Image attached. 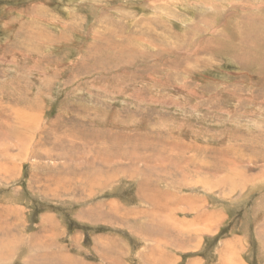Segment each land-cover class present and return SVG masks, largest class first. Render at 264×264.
Wrapping results in <instances>:
<instances>
[{
    "label": "rangeland",
    "instance_id": "374dc122",
    "mask_svg": "<svg viewBox=\"0 0 264 264\" xmlns=\"http://www.w3.org/2000/svg\"><path fill=\"white\" fill-rule=\"evenodd\" d=\"M110 167L198 184L177 264H264V0H0V264H144Z\"/></svg>",
    "mask_w": 264,
    "mask_h": 264
},
{
    "label": "crops",
    "instance_id": "0c3cea01",
    "mask_svg": "<svg viewBox=\"0 0 264 264\" xmlns=\"http://www.w3.org/2000/svg\"><path fill=\"white\" fill-rule=\"evenodd\" d=\"M114 158L116 157H110V160L114 161ZM134 169V167H110L108 172L104 171L106 174L104 177L105 179L108 178V180L107 182L105 181L103 189L112 188L110 185L120 188L125 186L127 187V193H130L132 188H135L133 192L135 198L133 196L132 199L137 201V203L130 201L132 202L131 207H127L126 212L123 213L124 210L122 209H125V206L122 205L123 202L118 197L120 195L113 193L107 200L97 203L94 211L96 213L92 215L93 217L97 215L99 216L98 218H103L106 215L104 213H113L114 219L112 222L114 225L122 226L123 224H129L128 222L131 221L126 213L135 212V218L145 219V227L143 228L146 229V245L144 243V247L142 245L139 246L142 247V251L137 252L138 254L136 253V258L144 264H177L181 254L187 251H194L197 246H200L202 221H212L213 217L217 216V213L210 209H202L203 200L201 194L197 193L200 189H197L198 184L196 182L192 186L193 191L185 195L184 200L182 195L177 192V182L175 180L160 179L159 176L156 179L157 176L153 177V174L150 173L146 174V176H141V179L134 173ZM164 181H168V183L163 185ZM141 198L143 199L142 202L140 201ZM180 202H182L181 205ZM179 211L187 212L188 221L191 220L194 224L192 227L190 225L191 229L188 232L184 230L185 216L181 217L178 214ZM186 233L191 236L190 239H187ZM149 241H152V246L148 243ZM143 251L144 253L140 254ZM115 255L108 257V260H123L119 257L121 255L124 256L123 254ZM67 259H56L54 264H74Z\"/></svg>",
    "mask_w": 264,
    "mask_h": 264
}]
</instances>
